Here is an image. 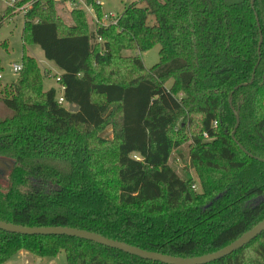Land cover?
Returning <instances> with one entry per match:
<instances>
[{"label":"trees","instance_id":"trees-1","mask_svg":"<svg viewBox=\"0 0 264 264\" xmlns=\"http://www.w3.org/2000/svg\"><path fill=\"white\" fill-rule=\"evenodd\" d=\"M103 1L84 3L100 19ZM25 2L23 43L61 72L67 106L22 53L17 81L0 95L9 112L0 116V159L14 161L0 182L1 221L189 258L264 219V0H139L116 24L93 29L82 9L67 25L55 0L17 6ZM157 45L149 69L122 54ZM109 126L112 139L100 137ZM183 135L181 176L169 162L173 152L185 161ZM21 250L40 259L62 251L66 264H161L77 238L0 230V264ZM209 264H264V232Z\"/></svg>","mask_w":264,"mask_h":264},{"label":"rangeland","instance_id":"rangeland-1","mask_svg":"<svg viewBox=\"0 0 264 264\" xmlns=\"http://www.w3.org/2000/svg\"><path fill=\"white\" fill-rule=\"evenodd\" d=\"M10 0H0V20L7 6V3ZM23 0H17V3L22 2ZM139 0H105L103 5V10L106 13L110 14H117L120 15L123 11L124 7L128 4L138 2ZM66 1L57 2L56 12L57 15L63 20V22L67 25H70L71 18H70V11L74 5L68 6ZM30 6L29 2L22 3L18 5V7H25ZM140 7H143V4H139ZM30 8V7H29ZM10 15L7 17L8 20H4L3 22L0 21V95L7 89L8 86L14 84L18 79V74L14 73L12 70L13 65L21 64V57L22 53L28 52L31 54L32 50L35 48L37 53L42 54V51L37 46L32 45H25L22 39V31L24 25V14L22 11H15V9L10 8ZM29 10V9H28ZM87 14V13H86ZM6 17V18H7ZM87 22L90 29H93L94 23L89 14H87ZM149 24L154 23V19L149 17L148 20ZM159 49L160 47L154 46L150 50L146 52H138V51H124L122 54L124 56H139L143 66L146 69L151 68L154 66L159 60ZM24 50V51H23ZM33 54V53H32ZM34 59V58H33ZM39 63V70L43 77V88L44 90L47 89L49 86L51 88H55L58 92V95L61 94V88L57 83V76L53 72V68L45 67L42 65V62L46 61L44 56L39 59L37 58ZM35 60V59H34ZM43 60V61H42ZM36 61V60H35ZM47 62V61H46ZM37 63V62H36ZM38 65V64H37ZM9 115V112L0 105V116L6 117ZM179 124L177 125V127ZM191 132V131H190ZM188 133V136L190 134ZM100 137L106 138L111 140V127L105 128L103 131L100 132ZM184 140H185V135ZM182 141L181 146L179 148V152L185 156L184 160L179 158V153L173 152L171 155V160L169 162L170 166L176 170L181 176L187 172V161H186V154L188 151V144H190V139L187 137V140ZM5 171L0 169V182L4 184L6 182ZM190 173V172H189ZM6 264H66L64 253L61 251L56 257L53 258H36L30 254L25 253L24 251H19L15 256L8 260Z\"/></svg>","mask_w":264,"mask_h":264},{"label":"water","instance_id":"water-1","mask_svg":"<svg viewBox=\"0 0 264 264\" xmlns=\"http://www.w3.org/2000/svg\"><path fill=\"white\" fill-rule=\"evenodd\" d=\"M253 3V0H251ZM257 21V19H256ZM262 42V36L260 34V41L258 44V50L260 48ZM253 80V75L249 84ZM236 87L235 89H237ZM69 112L77 111L76 107L69 106ZM236 125L235 129L239 123V117L236 113H234ZM234 135V132H233ZM239 146V145H238ZM240 150L244 152L249 157H252L247 151H245L241 146H239ZM14 166V161L12 160H1L0 159V169L4 171L11 170ZM0 230L9 234H17L22 236H66L71 238H77L80 240L92 242L94 244L110 248L113 250H118L125 254H128L133 257H137L142 260H147L151 262H158L161 264H209L220 259H223L232 253L240 250L245 245L249 244L252 240L258 237L261 233L264 232V219L261 220L257 225L249 229L243 235H241L238 239L234 240L227 246L223 247L220 250H217L213 253L198 256V257H176L165 254H160L157 252L145 251L143 249L131 246L127 243L111 240L99 234L88 232L85 230H80L77 228L70 227H24L20 225H15L11 223H7L0 220Z\"/></svg>","mask_w":264,"mask_h":264},{"label":"built area","instance_id":"built-area-1","mask_svg":"<svg viewBox=\"0 0 264 264\" xmlns=\"http://www.w3.org/2000/svg\"><path fill=\"white\" fill-rule=\"evenodd\" d=\"M55 1L56 2H61V1L70 2L71 5H74L73 7H76V8H79V9L84 10L85 13H87V14L90 15V17H91L92 22L94 23V25H100V26L106 27V26H109V25H114L118 21V16L119 15H110V14H103L102 17L100 19H98L95 16L92 8L89 7V6H87L84 3V0H55ZM16 3H17V0H10L7 3V6L9 8L15 9V11H22V13H26L28 11L29 7L31 6V4L29 3L30 6L18 7L16 5ZM96 3L101 6V2H96ZM21 69H22L21 64H18V65L16 64V65H13L12 66V70L16 74H18L21 71ZM0 78H1V76H0ZM57 81H58V78H57ZM60 88H61V94L58 97V104H60V105H66L65 104V101H64V99L62 97L63 87H60ZM193 189H194V187H193Z\"/></svg>","mask_w":264,"mask_h":264},{"label":"crops","instance_id":"crops-1","mask_svg":"<svg viewBox=\"0 0 264 264\" xmlns=\"http://www.w3.org/2000/svg\"><path fill=\"white\" fill-rule=\"evenodd\" d=\"M103 3H104V1L103 2H101V11H102V14H110V13H106L104 10H103V7H104V5H103ZM65 4H67L68 6H70L71 5V3L70 2H67V3H65ZM110 15H117V14H110ZM32 53L31 54H29L28 52H26L27 53V55L29 56V57H31V58H34L35 60H36V62H37V64H38V67L40 68V66H39V63H38V57H39V59H41V57L43 56V53L42 54H40V53H37L36 52V50H35V48L31 51ZM43 61V60H42ZM42 65L43 66H45V67H54V65L52 64V63H50V62H46V61H44V62H42ZM54 70H53V72H54V74H56L57 76H60V74H61V72L57 69V68H53ZM1 79V78H0ZM52 86H49L47 89H45V90H48V89H50Z\"/></svg>","mask_w":264,"mask_h":264}]
</instances>
